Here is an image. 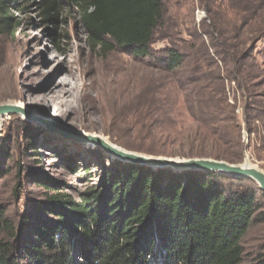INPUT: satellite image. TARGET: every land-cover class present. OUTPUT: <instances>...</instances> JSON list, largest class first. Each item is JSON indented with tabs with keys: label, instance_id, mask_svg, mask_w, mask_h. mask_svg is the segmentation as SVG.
<instances>
[{
	"label": "rangeland",
	"instance_id": "rangeland-1",
	"mask_svg": "<svg viewBox=\"0 0 264 264\" xmlns=\"http://www.w3.org/2000/svg\"><path fill=\"white\" fill-rule=\"evenodd\" d=\"M162 1L164 15L151 48L175 47L183 54L182 67L173 72L160 68L158 60L135 57L128 47L94 48L79 13L68 5L59 22L46 23L31 3L16 14L21 22L16 34L0 35V105L25 104L30 115L45 121L22 114L0 119V206L13 229L34 212L36 201L47 200L37 177L58 182L76 197L98 184L104 164L119 160L86 144L84 134L145 155L212 158L207 155L223 150L213 140L233 132L230 127L218 132L216 125L234 109L248 145L244 110L264 102V96L254 97L264 95V0ZM62 81L80 95L74 113L58 115L52 105L30 99L47 83ZM217 106L221 115L213 110ZM254 125L264 139V119ZM245 156L264 170V143L227 162L240 163ZM221 175L229 189L256 195L258 213L242 242L250 262L264 253V193L250 178Z\"/></svg>",
	"mask_w": 264,
	"mask_h": 264
},
{
	"label": "trees",
	"instance_id": "trees-1",
	"mask_svg": "<svg viewBox=\"0 0 264 264\" xmlns=\"http://www.w3.org/2000/svg\"><path fill=\"white\" fill-rule=\"evenodd\" d=\"M31 3L46 23L59 22L66 5L77 10L94 48L128 47L137 58L158 60L168 72L184 63L175 47L151 48L164 15L162 0H0L1 36L16 34L21 23L16 14ZM220 84L227 104L228 91ZM263 104L254 101V109L244 110L248 145L232 109L229 120L215 123L218 132L230 127L232 134L213 140L223 150L207 156L237 162L246 149L264 143L252 126L264 119ZM213 110L223 113L219 106ZM224 177L114 160L104 164L98 184L75 197L39 176L35 181L49 195L34 203L18 230L0 206V264H264L262 252L245 262L242 245L258 213L256 195L229 189Z\"/></svg>",
	"mask_w": 264,
	"mask_h": 264
},
{
	"label": "water",
	"instance_id": "water-1",
	"mask_svg": "<svg viewBox=\"0 0 264 264\" xmlns=\"http://www.w3.org/2000/svg\"><path fill=\"white\" fill-rule=\"evenodd\" d=\"M6 114H22L26 118H34L37 121H43L40 118H35L34 116L30 115V113L22 107L11 104L0 105V116H4ZM84 142H88L98 148H102V150L109 156H114L123 162L145 165L156 169L167 168L175 172L203 171L250 178L258 184L259 188L264 193V170L252 164L248 156H245L244 161L240 163H229L224 160L206 157H157L115 147L106 142L100 136L87 135Z\"/></svg>",
	"mask_w": 264,
	"mask_h": 264
},
{
	"label": "bare ground",
	"instance_id": "bare-ground-1",
	"mask_svg": "<svg viewBox=\"0 0 264 264\" xmlns=\"http://www.w3.org/2000/svg\"><path fill=\"white\" fill-rule=\"evenodd\" d=\"M44 92L41 95L30 97L31 100H36L38 102H42L46 105H52L54 107V112L60 115H69L74 113L76 110V103L80 100V95L77 92V89L73 87L72 84L67 82H51L47 83L44 87ZM23 97L26 95V91L22 92ZM7 104V103H6ZM13 105V104H11ZM18 106V105H15ZM19 107L27 108L25 104L20 105ZM8 115V114H6ZM5 116V115H4ZM3 116H0V119ZM89 118V117H88ZM44 122V121H42ZM47 125V122L45 123ZM48 127L50 125L48 124ZM91 135V134H84ZM96 136V135H93ZM85 140V137L83 138ZM86 144H89L86 142Z\"/></svg>",
	"mask_w": 264,
	"mask_h": 264
}]
</instances>
